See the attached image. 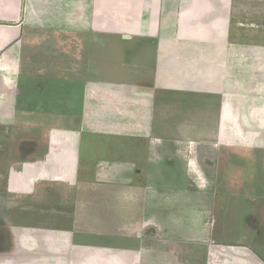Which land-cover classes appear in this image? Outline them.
I'll use <instances>...</instances> for the list:
<instances>
[{"label": "crops", "instance_id": "0c3cea01", "mask_svg": "<svg viewBox=\"0 0 264 264\" xmlns=\"http://www.w3.org/2000/svg\"><path fill=\"white\" fill-rule=\"evenodd\" d=\"M120 8L125 11H120ZM121 41L126 45H137V50L133 46L123 50L131 55L130 58H124L123 52L121 56L118 51L112 50ZM102 49L109 51L110 62L101 59L99 53ZM54 53L65 56L55 58L56 62L49 57H40ZM133 56L140 57L141 61L133 63ZM40 61L45 64L43 67L52 66L50 71L62 69L68 75L79 73L73 75L78 79L68 76L62 78H70L77 84L80 108L83 107V97L85 101L86 98H95L85 95L86 88H126L128 103L140 92L146 98L152 92L151 87L166 93L168 99L174 101L176 92L180 100L190 96L192 92L185 94L183 89L186 88L218 89L206 90L208 92L205 95L211 99V103L216 100L214 103L218 105L214 104L215 108L221 107L219 111L209 112L211 118L220 114L223 122L219 129L206 134L205 139L195 138L194 141L190 135H201L196 132L188 135L187 140L184 138L185 142L179 141L177 137L185 136L179 134V127L175 126L170 133H164L167 130L165 128L159 130L164 124L161 116L158 119L162 125L154 129L153 125L157 122L155 118L150 119L152 113L149 108L134 113L132 122L130 120L127 124H116L106 129L96 127V124L100 125L99 122L103 124V119L99 117L97 122L91 121L95 123L93 128H79V135H98L104 130L110 136H148L150 139L149 135L154 130L159 135L164 133L172 137L164 140V136L162 140L169 143L159 141L155 149L150 146L151 153H161L154 161H162L168 155L174 159L175 154L179 153L178 161L186 159L184 167L187 168L195 160L199 169L198 152H211L215 157L216 152H226V156H237L240 158L238 160L246 158V161H252L250 153H254L253 157L257 160H253L255 166L259 164L264 169V0H0V119L10 120L11 126L22 127L20 123L23 118L36 113H43L41 120L44 119L43 122L48 125V120L53 123L59 114L44 109L33 111L31 108H22L26 103L19 102L18 98L22 94L19 79L24 76L38 79L41 76L39 72L49 71V67L36 71ZM99 63L103 66L110 63L114 67H102ZM119 67L124 69L121 77L107 76L96 80L93 85L87 83L86 74L81 77L82 72H102L103 68L111 72ZM134 71L139 73L135 75ZM44 79L48 80V77ZM151 80L153 86H150ZM36 86L40 88V85ZM213 92L215 94H211ZM111 93L114 95L117 89L111 90ZM132 102L139 103L135 99ZM145 104L143 107H149L148 103ZM90 107L95 106L91 104ZM109 114L112 119V114ZM76 116L75 112H67L64 120L72 121L77 119ZM37 118L36 124L40 120ZM81 118L78 115V121H82ZM113 118L117 121L119 117L116 115ZM243 121L246 126H252L249 133L242 130ZM112 122L115 121L112 119ZM16 129L19 132L15 130V135L20 133V128ZM180 131L183 132L181 128ZM41 132L43 140L40 143L38 140V145H33L30 150L42 152L54 139L53 128ZM86 142L87 138L81 137L67 144V153H60L65 164L62 167L66 168L60 170L55 164L42 169L43 172L39 170L32 179L41 180L31 181L30 185L33 182L35 185L38 182H54V178H57L59 182L64 181L69 189L72 188L76 183L73 177L80 169L78 167H81L74 153L78 150L83 154L81 148ZM88 144L91 145L92 141L89 140ZM16 148L18 146H15L14 151ZM69 156L72 160L68 159ZM97 161H90V167L96 165ZM55 162L54 159L51 163ZM38 163L40 160L34 166ZM32 171L35 174V170ZM248 173L245 169L241 171L244 184L249 182L246 179ZM43 174L45 176L42 177ZM123 180L122 183H132L130 175L123 176ZM221 181L225 182L220 179L219 183ZM252 181L255 183L251 192L253 196L248 194L255 201L256 196L259 198L260 219L258 221L255 218L254 224L249 226L252 232L241 228L243 231L238 233L230 229L227 236L235 238L234 246H226V240L216 232L214 221L210 220L214 216L215 205L203 206L201 210L207 208L209 212L204 223L198 225L199 221L193 218L195 214L189 208L190 204L192 207L199 201L194 194H189L190 204H187L181 202L187 192H178L175 198L179 208L175 211L177 217L174 222L167 224L165 220L160 221L162 218L157 213L171 217L173 212H166L163 203L160 207L161 198L142 197L144 193L140 192L132 198L134 206L132 200L128 205L126 201L120 200L126 207L103 213L102 206L97 207L102 199V196L99 197L101 193L84 191V195L77 198L76 207H71V203L68 208L59 209L19 207L13 213V219L7 218L0 222V264H264V183L261 185L260 177L256 178V174ZM246 193L231 192L230 196L232 198ZM222 194L226 199V194ZM24 197L33 198V193L27 192ZM121 198L129 199L124 195ZM168 200L170 198H166ZM30 214L36 215L37 219L33 220ZM124 215L125 218H122ZM28 216L32 218L26 222ZM231 216L234 214L231 213ZM184 218L192 223L185 225ZM63 222L67 227L61 229ZM210 222L208 231L205 223ZM195 232H206L211 241L189 239ZM242 239L252 244H243Z\"/></svg>", "mask_w": 264, "mask_h": 264}, {"label": "rangeland", "instance_id": "374dc122", "mask_svg": "<svg viewBox=\"0 0 264 264\" xmlns=\"http://www.w3.org/2000/svg\"><path fill=\"white\" fill-rule=\"evenodd\" d=\"M119 10L121 11L122 9L120 8ZM123 10L125 11V9ZM123 10L122 12H124ZM132 46L137 50V45H133L132 43L126 45L121 41V43L113 47L112 50L118 51V54L122 56L123 50L127 49L126 47ZM104 49H102L101 52L99 50L101 59L108 60L110 62L111 59H109V57H111V55L108 54L109 51L106 52ZM64 56L65 55L63 54L61 55L54 53L52 55L49 54L40 57H49L54 61L55 58H63ZM123 57L130 58L131 55L123 52ZM139 58L140 57L133 56V59H135L133 63H138L141 61ZM72 61L75 62V60ZM99 64L102 67L107 65L114 67V65L110 63L104 64V66L101 63ZM44 65L45 64L40 61L35 68L38 72L44 68L48 69L49 67V71H42L38 73L43 77L39 76L38 79H35L28 76H22L23 78L19 79V87L22 94L18 99L19 102L21 101V104L23 102L26 103V105H23L22 108H31L33 111L36 109H42L43 111L44 109L53 113H59L58 116H55L53 123H50L49 119L48 125H45V122H43L44 119L41 120L43 113H36L28 117H24L22 123H20L22 127L19 125V127L11 126L12 123L9 122L10 120L2 121L0 119V222L7 220V218L13 219L12 215L15 209H18L19 207H54L59 209L60 207L68 208L69 203H71L70 205L73 207L75 204H77V198L80 196L82 197L85 192H89L91 194L101 193L99 197L101 198L102 196V199H100V205L97 207L102 206V210L107 211H103V213H109L110 210L116 211L126 207V205H124L122 202H119L120 200L123 202L126 201L127 205L128 202L132 200V206H134V200L132 198L135 196V194L141 192L142 194H146H143L142 197L152 196L154 198H161L159 201L161 204L160 207H162L163 203L166 212L172 210L173 213L171 217L165 214L162 215V213H157V215L162 218H159L161 222L165 220L167 224H171V222H174V218L177 217V213L175 212L176 209H179L175 204V198H177L179 195L178 192H187L186 194L183 193L184 196L182 197L184 201L181 202L190 204V193L192 195L194 194V197L199 200L197 205H192V207L190 206L191 204L189 205V208H192L194 212L193 214H195L193 218L199 221L198 225L204 223L203 221L205 218H207L206 216L209 212L207 208L205 210H201L204 209L203 206L207 207L211 204L215 205V212L213 213L215 217H211L210 220L214 221V228L216 232L220 234L223 240H226V246H234L233 244H235L233 243L235 238L233 236H227L230 229L235 230V232L238 233L239 231H243L242 229L252 232V229L249 226L254 224L255 218L256 220L260 219L259 213L261 210L259 198L256 196L255 201L249 195L251 194L252 189L255 188V183L252 181L254 180L255 174L256 178L258 176L260 177L261 185L264 183V169L259 164H256L255 166L254 161L257 162V160H255V157H253L254 153H250V158L254 161H246V158L238 160L240 158L237 156L229 157L226 156V152H216V160L218 161L216 162L214 170L216 172V176L219 179H223L225 182L223 183L221 181L218 183L219 180H213L212 182H215L213 186V183H210V179H207L208 177H206L203 169L200 166L199 169L196 167L195 160L194 162H191L190 166L188 165L187 168L184 167L181 162L178 163L177 157L179 156V153L175 154V161L173 162H169L167 159L162 161H154L153 159L158 158L161 153L160 151L151 153L149 149L150 146L151 148L155 149L156 147L154 146L159 141L162 142V138H164V136L166 137V140L172 139V137L170 138V135L164 133H170V131H173L175 126L179 127V134L185 135L177 137L179 141L183 142H185L184 138H186L191 133L195 134L197 132L201 134L198 136L190 135L194 138V141H196L195 138H198V140L205 139L207 137L205 136L206 134H211L216 129H219V125L223 122L220 114H217V116H215L216 118H211L212 116H210L209 112L214 110L219 111L221 110V107L219 106V109L218 107L215 108V105H218L217 103H214L216 100L211 103V99L206 98L205 95V93L208 92L206 90L217 91L218 89H201L199 87L186 88L183 90L186 92L185 94L192 92L189 94L190 96H188L186 99L185 97H182L181 100L183 101H181L178 97L179 93L176 92L174 101L168 99L166 93L151 87L152 92H149L146 98H143L141 96L142 92H140V94L138 93V95H135V97L132 98L137 100L139 103H133L132 99H130L129 104L126 100L127 98L125 97L126 95L128 96L126 88H116L117 93H114V95L111 93V90L116 91L114 88H86L85 95H93L95 98H90L91 100L86 98L85 101L84 97L82 96L83 98L81 104L83 107L80 108L79 88L77 87L76 83L69 80L70 78L78 79L73 77V75L79 73L68 75L65 74V72H63V70L60 68H57L60 69L58 71H50L52 66L43 67ZM123 71V67H119L118 70L115 68L111 72L103 68L102 72H82L81 77L86 74L87 83L89 85L92 83L93 85L96 80L104 79L107 76H112V78L121 77ZM134 72L135 75L139 73L136 71ZM64 76H68L70 78L64 79L62 78ZM44 77H48V80L44 79ZM152 83L153 81L151 80L150 86H153ZM36 85H40V88H38ZM164 92L166 91L164 90ZM211 94H215V92ZM167 95L169 97L171 96L170 93ZM193 95H196V97ZM138 99H140V101ZM173 101L175 103H173ZM145 103H148L147 106L149 107H143ZM91 104L95 106V112L94 108L90 107ZM89 108H92V110H89ZM143 108H149L151 110V120L153 118L156 119L158 125L154 124V129L162 125L161 120L158 118L160 116L163 117L162 121H164V124L160 126L159 129H167L163 134H161L163 136L159 135L158 132L154 130L149 135L151 137L150 139L148 136L146 138L141 136L130 137L124 135L110 136L105 134L107 131L104 130L103 132L99 131L100 133L98 135H95V133H86L87 135L82 134L83 136L81 134L79 135V128H93L95 123H92L91 121L97 122L96 119L99 120V117H101V120L103 119V124L99 122L100 125L96 124V127L102 126V128L106 129V127L110 128L112 125L115 126L116 124H127V122H130V120L132 122L134 119L133 114L137 111L142 112ZM80 109L82 112L78 113ZM109 109H112V111L109 112ZM67 112H75L77 119L72 121L70 119L64 120L66 119L64 114ZM109 113L112 114V119L115 122H112L110 117L111 115ZM214 113L215 112H213V114ZM78 115L82 116V121H78ZM116 115L119 117L117 121L113 118ZM36 117L40 118L41 120L40 121L37 118L39 120L37 124L35 121ZM126 119H128V121ZM237 123L239 124L240 122L237 121ZM244 123L245 122L243 121V126H241V128L245 133H249V131L252 129V126H246ZM16 128H20V133H17V135L14 133L15 130H17ZM47 128L48 130L50 128H53L54 130V139L51 140V142L49 141L48 148L42 150V152L41 150H29L26 152L25 150L26 148L28 149L30 147V144L38 145V143L43 140L44 136L41 130H46ZM180 128L183 132L180 131ZM220 131H222V129H220ZM17 132H19V130H17ZM217 132L219 133V130ZM81 137L84 139L87 138V142L82 144L81 150H83V154L82 151L80 152L78 150L74 153L77 157L76 160H79V163L81 162V167H78L80 169L76 171L75 176L73 177V181L76 180V183L74 182L75 184L73 187L69 189L68 186L64 185V181L59 182L60 180H57V178H54V182H38V184L35 185L34 182H37L41 179L32 178H34L42 169L54 166L55 164L58 165L60 170L61 168H66L62 167L65 166V164L62 163L64 160L62 159V155H60V153H67L65 150L67 144H71L72 142L77 141V139H81ZM216 137L217 140L218 136ZM38 140L39 142L37 143ZM89 140L92 141L91 145L88 144ZM163 142L167 144L168 141ZM50 144L53 146L49 147ZM15 146H18L16 151H14ZM43 146L44 145H42V147ZM198 146L200 147V145ZM168 150L171 149L168 148ZM163 153H165V151ZM15 157H17V162L14 161ZM170 157L172 158L173 156L170 155ZM54 159L56 162L53 164L51 162H53ZM68 159L72 160V157L69 156ZM94 159L96 161L99 159V162L97 161L96 165L94 164L92 167H90L91 164L89 162L93 161ZM37 160H40V163H38L37 166H34ZM65 160H67L66 157ZM18 162L22 163L18 164ZM30 166L33 170H35V174L33 173ZM230 167H232L231 173L229 172ZM244 169L247 172L249 171L246 178L249 180V182H246L247 184L242 183L241 180V171H244ZM129 175L130 177H136L132 179L134 182L122 183L124 181L123 176ZM181 175L183 178L186 176L184 181L180 179V182L176 184L174 178L178 179ZM43 176L45 175L43 174L42 177ZM188 176H191V180H188ZM249 178L252 179L250 180ZM168 180H170L172 183L168 182ZM31 181H34L32 183L33 185H30ZM117 186L118 189H116ZM242 191H246V195L239 194L240 196L236 195L232 197L234 199L231 198V192ZM27 192L33 193V198L24 197ZM222 193L226 194V199L223 198ZM121 195H124L129 199L123 200ZM117 196L119 200L117 199ZM166 198H170V200L167 202ZM76 206L77 205L74 207ZM231 213L234 214V216H231ZM237 213H241L243 216L240 217L241 215ZM30 215L33 216V220L37 219L36 215ZM29 216L26 217V222L32 218ZM114 216L117 217V215ZM122 218H125V215ZM185 219L187 218H184L183 220L185 225L192 223L191 221L189 222ZM122 220L123 219H121V221ZM244 220H246L245 223ZM91 221L94 222L95 219H91ZM210 225L211 222L207 224L205 223L208 231L211 227ZM224 226H226V230L224 229ZM66 227V223L63 222L61 229ZM184 230L189 231V229L185 228ZM205 233L197 234V232H195V234H192V236L190 235L189 239H192L193 241L199 239L200 241L210 242L211 237ZM242 233L243 232H241V234ZM222 234H225L226 237H224ZM183 236L184 238L186 237L185 234ZM245 241L246 240L242 239L243 244H252L250 242L246 243Z\"/></svg>", "mask_w": 264, "mask_h": 264}, {"label": "flooded vegetation", "instance_id": "af4514ba", "mask_svg": "<svg viewBox=\"0 0 264 264\" xmlns=\"http://www.w3.org/2000/svg\"><path fill=\"white\" fill-rule=\"evenodd\" d=\"M186 139V138H185ZM164 140H166V138H164ZM33 145L32 144H30V147L27 149L26 148V152L27 151H29L31 148H33L32 147ZM11 156V155H10ZM197 157H198V162H199V166L203 169V171L205 172V175H206V177H208L207 179H210V183H213V186H214V184H215V182H212L213 180L215 181V180H220L217 176H216V172H215V165H216V162L218 161V160H216V157L215 156H213V154L211 153V152H207V153H204V152H200V154H199V152H198V155H197ZM165 159H167L169 162H173V161H175L174 159H172L169 155L168 156H166L165 157ZM186 159H184L183 161H178V163H180L181 162V164L182 165H184V161H185ZM189 163H187L186 165H188ZM186 177V176H185ZM184 177V178H185ZM131 178V180L132 179H134V178H136V177H130ZM184 178H183V176L181 175L180 176V178H178V179H175L174 178V180H175V183L176 184H178V182H180L179 180L180 179H182L183 181H184ZM188 178V180H191V178L188 176L187 177ZM132 182H134V180H132ZM168 182H170V183H172L170 180H168ZM192 182V181H191ZM219 183V182H218Z\"/></svg>", "mask_w": 264, "mask_h": 264}]
</instances>
